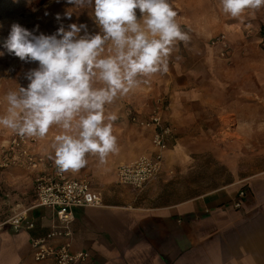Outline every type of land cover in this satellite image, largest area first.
<instances>
[{"label": "crops", "instance_id": "crops-1", "mask_svg": "<svg viewBox=\"0 0 264 264\" xmlns=\"http://www.w3.org/2000/svg\"><path fill=\"white\" fill-rule=\"evenodd\" d=\"M211 40L207 52L187 53L195 57L193 64L181 55L169 57L167 75L161 77L163 72H157L138 77L141 83L128 94L106 104L105 116H117L111 123L118 151L109 153L104 163L98 154H86L85 167L65 172L68 177L87 180L103 197L102 206L74 209L71 249L90 255L82 264H264V146L248 148L253 137L249 122L261 119L264 109L248 101V85L242 82L247 75L243 70H252V64L234 63V68L236 55L228 36L227 50ZM253 78L259 80L262 75ZM161 95L165 98L164 121L173 128V135L163 153L161 174L136 194L117 181L116 169L152 153V129L139 126L132 117H146L156 102L153 99ZM226 122L235 124L231 131L226 130ZM63 131L52 125L34 151L53 162L51 145ZM199 154L222 161L230 180L191 198L162 202L156 189L160 180L170 178L169 173L185 174ZM41 171L48 169L28 171L21 164L0 167V188L8 191L9 177H13V200L28 208L36 198L33 178ZM26 180L32 195L25 194ZM239 192H244L243 198ZM237 201L240 208L234 206ZM29 216L36 221L33 230L2 226L0 264H51L33 259L30 238L49 230L52 211L36 208ZM9 217L0 218V223Z\"/></svg>", "mask_w": 264, "mask_h": 264}, {"label": "clouds", "instance_id": "clouds-1", "mask_svg": "<svg viewBox=\"0 0 264 264\" xmlns=\"http://www.w3.org/2000/svg\"><path fill=\"white\" fill-rule=\"evenodd\" d=\"M68 3L92 8L99 31L90 33L86 24L65 28L60 23L50 35L36 34L38 26L28 30L13 23L3 48L25 63L38 62V67L25 74L27 87L6 94L7 114L0 116V126L38 138H44L52 125L59 126L64 131L51 145L54 163L60 172H77L86 166V154H98L104 163L109 153L118 151L111 123L117 116H105V105L128 94L139 84L138 77L167 72L173 45L187 44L190 36L177 23L169 0ZM220 5L225 14L237 18L247 9H260L264 0H220ZM71 15L64 14L68 19ZM55 19L62 18L57 14ZM109 41L110 55L100 58ZM97 81L104 86L93 87Z\"/></svg>", "mask_w": 264, "mask_h": 264}, {"label": "rangeland", "instance_id": "rangeland-1", "mask_svg": "<svg viewBox=\"0 0 264 264\" xmlns=\"http://www.w3.org/2000/svg\"><path fill=\"white\" fill-rule=\"evenodd\" d=\"M169 4L177 12L175 19L182 31L189 34L190 41L187 44L177 41L167 60L169 57L174 59L175 56L181 55L193 64L195 57L187 53L200 52L201 49L207 52L209 41L225 34L231 40L236 55V59L232 62L233 67H237L234 63H241L244 66H247L246 63L252 64V70H243L247 74L242 82L248 85V101L259 103L264 109V5L260 9H247L240 17L232 18L222 11L220 0H169ZM67 11L72 13L71 19L64 16ZM135 11L139 20L141 13L139 9ZM57 14H60L62 18L60 22L55 19ZM93 19L92 8L78 7L68 3V0H0V52H4V55L0 56V116L7 114L6 94L9 91H18L19 86L27 87L29 81L25 78V74L30 69L38 67V62L25 63L3 48L11 25L18 23L28 30H33L38 26L36 34L42 32L50 35L56 31L60 23H63L65 28L71 23L86 24L88 31L95 34L99 29ZM110 45V41L105 44V51L100 58L110 55L108 51ZM254 74H261L262 78L259 79L261 81L254 79ZM160 75L164 77L167 74L163 72ZM103 86L98 81L93 84L96 88ZM158 97L156 96L153 100H157ZM162 98L165 101L164 96ZM114 101L116 102V98ZM225 125L228 131L235 126L229 122ZM249 130L253 137L248 140V148L253 150L264 146V112H262L261 119L249 122ZM9 131L10 129L0 126V145ZM213 140L219 142L220 139L214 137ZM168 176L170 178L161 179L155 188L157 196L163 198L161 201L169 203L205 193L230 180L228 170L222 161L209 154L194 156L193 166L185 174L169 173ZM9 178L8 191L4 192V189L0 188V218L7 215L12 216L17 211L18 202L13 200L15 193L12 185L13 177ZM30 188V181L26 180L25 194L32 195ZM144 189L135 190V192L140 194L144 192Z\"/></svg>", "mask_w": 264, "mask_h": 264}, {"label": "built area", "instance_id": "built-area-1", "mask_svg": "<svg viewBox=\"0 0 264 264\" xmlns=\"http://www.w3.org/2000/svg\"><path fill=\"white\" fill-rule=\"evenodd\" d=\"M212 44H220L227 50L226 36L221 34L211 40ZM225 54V51L222 52ZM165 102L156 100L152 111L144 118L132 117L139 126L152 129L153 151L150 155H141L136 160L121 164L116 169L117 181L134 190H142L150 181L156 178L162 170L163 153L168 140L173 135V128L164 121ZM40 138L20 136L12 131L8 141L0 146V167L9 168L21 164L28 171L39 170L42 166L48 171H41L33 178L36 198L35 203L28 208L17 205V211L9 219L0 223L9 225L14 231L33 230L36 221L29 213L36 208H48L52 211V224L42 236L30 238V252L36 262L51 264H82L90 255L85 252H73V231L71 224L74 220V209L98 207L103 205L102 193L93 190L90 183L83 178L66 176L65 172L57 169L51 162L34 151ZM239 198L244 192H239ZM234 206L241 207L240 201Z\"/></svg>", "mask_w": 264, "mask_h": 264}]
</instances>
